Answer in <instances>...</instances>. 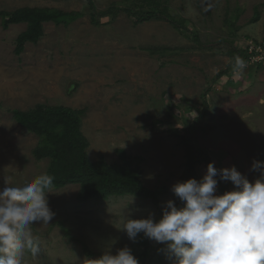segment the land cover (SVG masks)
<instances>
[{
    "label": "rangeland",
    "instance_id": "obj_1",
    "mask_svg": "<svg viewBox=\"0 0 264 264\" xmlns=\"http://www.w3.org/2000/svg\"><path fill=\"white\" fill-rule=\"evenodd\" d=\"M92 1L98 12L130 4ZM161 1L185 21L184 30L165 20L136 23L123 11L94 24L87 0H0V12L28 7L83 14L67 27L43 24L38 43L26 44L19 56L16 39L25 25L5 30L0 17V189L46 172L48 160L32 155L37 137L10 111L48 103L84 109L90 161L118 163L122 150L143 185L162 192L155 205L133 196L81 203L77 185L50 189L53 219L33 223L40 252H26L23 264H88L109 247L115 254L125 246L137 258L143 234L131 242L120 230L124 215L158 219L164 202L176 199L170 189L184 170L187 130L217 169L235 166L250 182L258 177L250 169L254 160L264 161V63L240 76L227 71L245 41L264 47V0ZM205 172L197 167L198 180ZM232 189L220 182L217 194ZM144 264H172L166 246L149 240Z\"/></svg>",
    "mask_w": 264,
    "mask_h": 264
},
{
    "label": "clouds",
    "instance_id": "obj_2",
    "mask_svg": "<svg viewBox=\"0 0 264 264\" xmlns=\"http://www.w3.org/2000/svg\"><path fill=\"white\" fill-rule=\"evenodd\" d=\"M236 67H245L240 58ZM250 170L258 173L252 182L235 166L217 169L209 163L199 180L172 185L176 199L164 202L159 219L154 213L140 219L124 215L120 230L133 243L143 234L165 245L172 264H264V161L254 160ZM53 181V176L43 173L22 186L0 189V264H23L26 252L39 254L32 225L49 224L53 219L46 197ZM220 182H231L233 189L217 194ZM88 264L139 261L125 246L115 254L109 247Z\"/></svg>",
    "mask_w": 264,
    "mask_h": 264
},
{
    "label": "trees",
    "instance_id": "obj_3",
    "mask_svg": "<svg viewBox=\"0 0 264 264\" xmlns=\"http://www.w3.org/2000/svg\"><path fill=\"white\" fill-rule=\"evenodd\" d=\"M129 6L123 9L115 5L98 12L92 0H87L91 21L98 24L99 18L115 16L123 11L135 18L136 23L150 20H165L175 30L181 32L185 28V21L169 12L168 5L161 0H128ZM83 16L80 12H63L47 8H20L13 12H0L1 25L7 29L11 25L24 24L25 30L16 39L15 54L19 56L26 44H37L43 35V24L53 23L56 26H69ZM258 12L254 20L258 19ZM197 40L196 35L194 36ZM245 51H237L228 73L236 67V59L246 58ZM258 66V65H257ZM226 71L218 74L225 75ZM13 121L30 134L37 137L38 143L32 151L36 160H48L45 173L54 177V187L57 190L67 185L79 187L77 200L81 203L96 200H106L110 197L133 196L140 200H149L158 205L162 195L160 190L146 188L136 166L128 160L122 150H117L120 162L107 164L103 159L90 161L86 149L88 142L81 132V122L85 115L84 109L75 110L60 105L48 103L37 104L33 108L10 111ZM192 126V125H191ZM181 137L185 146L184 170L178 182L196 178L197 167L204 169L211 162L208 153L195 144L191 137ZM218 194H223L219 190ZM159 219V218H158ZM149 240L139 239L143 250L137 255L139 264H144L148 256Z\"/></svg>",
    "mask_w": 264,
    "mask_h": 264
},
{
    "label": "built area",
    "instance_id": "obj_4",
    "mask_svg": "<svg viewBox=\"0 0 264 264\" xmlns=\"http://www.w3.org/2000/svg\"><path fill=\"white\" fill-rule=\"evenodd\" d=\"M245 59L243 60L245 67L240 70L235 67L232 70V74L236 76H240L241 72L249 68L250 66H257L264 63V47L261 44L254 43L251 40L245 41Z\"/></svg>",
    "mask_w": 264,
    "mask_h": 264
}]
</instances>
